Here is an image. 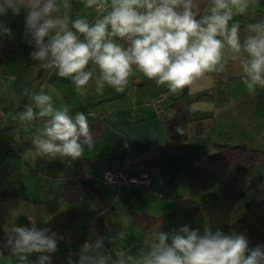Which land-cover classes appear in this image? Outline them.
Wrapping results in <instances>:
<instances>
[{
  "label": "crops",
  "instance_id": "0c3cea01",
  "mask_svg": "<svg viewBox=\"0 0 264 264\" xmlns=\"http://www.w3.org/2000/svg\"><path fill=\"white\" fill-rule=\"evenodd\" d=\"M69 2L72 18L85 16L90 22L95 18L96 11L85 8L84 0ZM209 6L210 0L202 14ZM25 15L21 9L19 14L8 11L0 16V24L11 30V35L0 33V53L5 51L0 79L1 73L9 76L11 94L22 104H30L31 94L43 90L53 95L55 106L68 105L73 116L83 112L89 124L96 122L101 128L93 147L85 146L81 158H36L33 162H29L34 152L32 139L27 137L18 143L13 137L15 131L20 135L23 125L0 128V196H4L0 200V230L5 236L13 225L31 227L28 217H32L38 228L56 233L58 248L51 255L52 264H68L70 255L76 261L75 254L86 241L94 242L98 236L116 237L121 231L126 233L125 239H105L102 254L115 259L124 253L133 257L129 264H134L136 253L156 231L172 234L184 226L200 234L205 228L225 235L241 233L250 248L264 245V164L246 178L229 168L215 170L209 163L216 145H244L245 150L264 152V129L258 126L253 131L247 122L253 120L256 111L253 101L246 99L248 92L243 90L239 59L226 54L223 73L207 74L176 93L166 86L157 87L155 81L137 71L123 92L106 86L103 94H97L94 82H90L87 93L81 95L71 79L60 78L55 70H45L31 58L35 47L25 29ZM259 20H264V0H256L248 13L234 18L233 22L241 24L242 40L245 26ZM162 96V102L151 105ZM176 99L183 101L190 124L186 141L171 144L163 121L174 117L172 104ZM238 105H242L240 109L245 106L248 112L234 109ZM220 108L230 109L231 115L222 119L231 124L228 129L218 125ZM30 123L35 127L33 135L38 134L43 122ZM99 155H103L101 160ZM150 160L154 161L153 167L142 166ZM126 163L130 166L126 167ZM121 167L134 176L148 175L149 185L125 188L103 182L105 169ZM29 172L46 180L37 196L29 194L33 192L21 181L15 185L12 180ZM79 178L87 181L92 190L76 184ZM65 191L71 192L73 202H66ZM137 216L154 219L155 224L144 231ZM37 255H30L29 260L35 261ZM0 264H14V257H0Z\"/></svg>",
  "mask_w": 264,
  "mask_h": 264
},
{
  "label": "clouds",
  "instance_id": "9594fccd",
  "mask_svg": "<svg viewBox=\"0 0 264 264\" xmlns=\"http://www.w3.org/2000/svg\"><path fill=\"white\" fill-rule=\"evenodd\" d=\"M255 3L210 0L201 14L198 0H84V7L97 13L90 22L85 16L69 15V0H0V16L23 9L25 29L35 47L31 58L41 68L55 70L60 78L71 79L81 95L87 93L90 82L97 94H103L106 86L123 92L137 71L157 87L176 93L207 74L223 73L226 54L240 60L245 88L255 94L258 87L264 88V20L248 23L243 40L241 24L233 22ZM0 33L11 35V30L0 24ZM30 100L16 115L22 125L43 122L32 137L34 152L29 162L77 160L85 146L93 147L83 112L71 115L68 105L55 106L53 95L43 90L32 93ZM176 131L184 134L179 126ZM28 219L31 227L13 225L7 230L4 247L14 264H52L51 255L58 248L56 233ZM125 236L121 231L116 237L86 241L75 254L78 259L73 261L70 255L68 264H129L133 257L124 253L115 259L102 254L105 239L123 241ZM32 254H38L35 261L29 260ZM134 264H264V245L250 248L241 233L225 235L205 228L200 234L184 226L172 234L156 231L138 250Z\"/></svg>",
  "mask_w": 264,
  "mask_h": 264
},
{
  "label": "trees",
  "instance_id": "16d2710c",
  "mask_svg": "<svg viewBox=\"0 0 264 264\" xmlns=\"http://www.w3.org/2000/svg\"><path fill=\"white\" fill-rule=\"evenodd\" d=\"M207 1L208 0H198L201 14L203 13ZM0 44L3 43L0 41ZM4 45L8 46L7 44ZM4 54L5 51L0 53V67L2 66L4 61ZM172 108L174 111V117L171 120H164L163 124L169 142L171 144H179L186 141L188 135V126L190 122L188 120L187 109L181 99L174 100ZM177 126L184 129L183 135L177 133ZM89 128L95 141L101 125L93 122L89 124ZM201 130V128L198 129L199 132ZM209 163L215 170H219L221 168H229L246 178H251L257 167H259L261 164H264V152L247 149L242 151L235 147L216 145L214 147V153L209 158ZM153 165V160L147 161L146 163L142 164V166L145 168H151L153 167ZM137 166L138 165H133L134 168H136ZM63 197L68 203L74 201V198L71 196L70 191H65L63 193ZM2 198H4V196H0V200ZM137 222L144 231H148L155 224L154 219L142 216H137ZM6 242L7 237L0 230V250L4 251V256L10 255L8 249L4 247Z\"/></svg>",
  "mask_w": 264,
  "mask_h": 264
},
{
  "label": "rangeland",
  "instance_id": "374dc122",
  "mask_svg": "<svg viewBox=\"0 0 264 264\" xmlns=\"http://www.w3.org/2000/svg\"><path fill=\"white\" fill-rule=\"evenodd\" d=\"M13 88V85L11 86V81H9V76L6 75V73H1V79H0V128H3L5 126H9V127H18V125L20 124L18 122V120L16 119V115L18 112H21L25 109V104H22V102H18L17 100H15V98L12 96L11 94V90ZM244 91H247L245 86L243 87ZM225 93L227 90V88L225 87L224 89ZM247 100L253 103V110L255 109L256 111V115L254 116L253 120H249L247 121L249 124H251V129L254 131L258 128V126H260V129H264V88H260L258 87L255 94H247ZM242 105H238V106H234V109L236 110H241V113H247L248 109L243 106L242 109H240ZM229 108L226 109H222L220 108L219 110V116H218V125H220L221 129H228L230 128L231 124L225 120H222L223 118H227V116L231 115V112ZM242 118H245L243 116H241ZM250 118V117H249ZM248 118V119H249ZM247 119V118H246ZM5 120L4 123L2 124L1 121ZM246 122V123H247ZM208 124L210 127L212 126L211 122L206 123ZM23 130L20 133V135H18V132L15 131L14 136L15 139L18 141V143H20L21 139L23 141L28 140L27 137L30 139H32L33 134H34V130L35 127L32 123L28 122L26 125H23ZM235 128H238L237 126H235ZM211 133L212 130H210ZM264 132V131H262ZM30 134V136H29ZM15 140V141H16ZM103 158V155H99V159L101 160ZM111 158H113L111 156ZM118 161V159H115ZM17 161L16 159V153L13 157V162L15 164V162ZM111 162H115L113 159H111ZM125 162L124 161H120L119 165H123ZM4 169H6V167H4ZM239 180H244L243 177L241 176H236ZM12 180L14 181V184L17 185V182L21 181V183H23V185H26L29 188L30 192L33 193H29V194H34L33 196H37L38 193V188H40L41 186H44L45 184V179L42 177H39L37 174L35 173H27V174H23L21 176H14L12 178ZM0 185H1V181H0ZM80 190L85 191L83 187H79ZM259 245V244H258ZM257 246V245H256Z\"/></svg>",
  "mask_w": 264,
  "mask_h": 264
},
{
  "label": "built area",
  "instance_id": "2783aa9c",
  "mask_svg": "<svg viewBox=\"0 0 264 264\" xmlns=\"http://www.w3.org/2000/svg\"><path fill=\"white\" fill-rule=\"evenodd\" d=\"M165 96L157 98L151 102L152 106H157L164 100ZM130 166L129 163L125 164ZM102 180L105 184L113 187H146L149 185V177L146 174L132 175L125 167L121 168H107L102 173Z\"/></svg>",
  "mask_w": 264,
  "mask_h": 264
},
{
  "label": "water",
  "instance_id": "95a60500",
  "mask_svg": "<svg viewBox=\"0 0 264 264\" xmlns=\"http://www.w3.org/2000/svg\"><path fill=\"white\" fill-rule=\"evenodd\" d=\"M236 148L239 149V150H242V151L245 150V146H244V145L237 146ZM75 183L78 184V185L84 186V187L87 188L88 190H92V188H91V186L89 185V183H88L87 181H85L84 179H80V178H79V179H77V180L75 181Z\"/></svg>",
  "mask_w": 264,
  "mask_h": 264
}]
</instances>
